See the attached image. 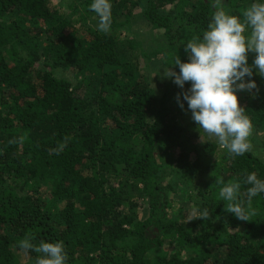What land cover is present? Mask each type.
<instances>
[{
    "label": "trees",
    "instance_id": "1",
    "mask_svg": "<svg viewBox=\"0 0 264 264\" xmlns=\"http://www.w3.org/2000/svg\"><path fill=\"white\" fill-rule=\"evenodd\" d=\"M91 3L0 0V264H35L26 234L63 241L68 264H264V195L241 221L216 183L240 181L247 207L244 177L264 178V78L237 93L252 147L232 157L161 69L187 61L210 0H110L107 32Z\"/></svg>",
    "mask_w": 264,
    "mask_h": 264
},
{
    "label": "clouds",
    "instance_id": "2",
    "mask_svg": "<svg viewBox=\"0 0 264 264\" xmlns=\"http://www.w3.org/2000/svg\"><path fill=\"white\" fill-rule=\"evenodd\" d=\"M212 15L199 35L184 43L188 59L182 62L177 54L170 66L163 69V77L171 80L181 92L175 97L181 110L191 112V120L208 136L213 137L221 149L232 157L243 156L251 150L249 137L252 123L243 107L239 106L237 93L253 96L259 91L254 74L264 78V0H252L242 16L227 9L225 0H210ZM91 9L98 16L97 28L107 32L111 27L110 0H92ZM249 53L254 58L249 63ZM190 86L185 89V84ZM63 147V145H62ZM219 198L227 202L225 211L241 221H248L251 202L264 195V178L257 173H247L243 179L247 207L239 200L240 181H216ZM191 219L204 220L208 209L196 206L189 213ZM26 234L19 242L24 251L39 253L35 264H68V254L63 241H39Z\"/></svg>",
    "mask_w": 264,
    "mask_h": 264
},
{
    "label": "rangeland",
    "instance_id": "3",
    "mask_svg": "<svg viewBox=\"0 0 264 264\" xmlns=\"http://www.w3.org/2000/svg\"><path fill=\"white\" fill-rule=\"evenodd\" d=\"M65 9V8H64ZM139 29H141V26H140V28ZM188 119L189 118H186V121L185 122H183V124H182V122H181V120H179V124H181V125H184V124H186L187 122H188Z\"/></svg>",
    "mask_w": 264,
    "mask_h": 264
}]
</instances>
